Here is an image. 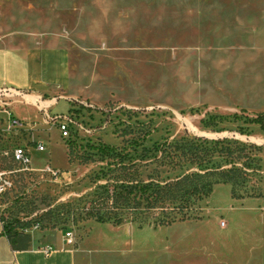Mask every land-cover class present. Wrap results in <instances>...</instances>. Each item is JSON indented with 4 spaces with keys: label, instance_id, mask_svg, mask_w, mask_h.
<instances>
[{
    "label": "rangeland",
    "instance_id": "374dc122",
    "mask_svg": "<svg viewBox=\"0 0 264 264\" xmlns=\"http://www.w3.org/2000/svg\"><path fill=\"white\" fill-rule=\"evenodd\" d=\"M0 45L62 48L71 68L67 86L42 95L67 115V137L21 97L11 110L25 125L0 124L9 236L61 241L70 230L85 264H210L208 237L214 248L223 228L264 207V126L254 121L264 115V0H0ZM176 143L188 152L179 166L168 157ZM18 146L30 170L4 154ZM185 175L186 189L155 208L117 197ZM195 186L212 193L185 194ZM167 212L177 220L155 223Z\"/></svg>",
    "mask_w": 264,
    "mask_h": 264
},
{
    "label": "crops",
    "instance_id": "0c3cea01",
    "mask_svg": "<svg viewBox=\"0 0 264 264\" xmlns=\"http://www.w3.org/2000/svg\"><path fill=\"white\" fill-rule=\"evenodd\" d=\"M70 82V60L65 49L44 46L23 49L0 45V88L20 90L24 94L21 98L37 109L49 106L52 112H56L52 109L56 105L54 102L39 106L37 102L40 100L34 101L33 97L43 100L44 93L55 94ZM250 210L255 212L251 219L236 218L222 229L223 234L217 237L214 248L208 237V246L204 250L209 253L207 259L210 264H264V207H251ZM55 235L46 237L31 231L11 237L0 220V264L86 263L84 247L68 243L65 235L59 241ZM47 244L54 246V251L48 256L41 251V247ZM195 262L193 264H206L205 260Z\"/></svg>",
    "mask_w": 264,
    "mask_h": 264
},
{
    "label": "trees",
    "instance_id": "16d2710c",
    "mask_svg": "<svg viewBox=\"0 0 264 264\" xmlns=\"http://www.w3.org/2000/svg\"><path fill=\"white\" fill-rule=\"evenodd\" d=\"M255 122L260 123L264 126V115H260L257 118L254 119ZM199 140H203L205 138L199 137ZM168 148L171 149V151L168 153V157L172 160L169 162L171 164H174V166H179L181 163L185 160H182V157H185L187 155V147L181 144H175V145H169ZM191 176L185 175L183 177H179L175 180H167L164 183L162 182H154L153 180L145 181L140 180L136 183H131L126 186V188L123 190L124 192L118 193L117 197H122L125 199H130L131 196H137V194H140V196L144 199L146 206L150 208H155L159 204H165L166 199L169 197L170 194H172L176 190H182L186 189L187 184L191 180ZM185 191V194L190 195H196L197 200H203L204 198H207L212 193V187L211 186H195L194 188H191V190ZM189 202V199L186 200ZM175 210V207H174ZM187 216L182 212L181 217L182 219ZM96 218L99 221H103L104 218L97 214ZM112 218V217H107ZM115 220L120 221L122 218L119 216H114ZM177 216L173 214L172 212H167L163 216L156 218L155 223L158 224H166L171 223L177 220Z\"/></svg>",
    "mask_w": 264,
    "mask_h": 264
},
{
    "label": "built area",
    "instance_id": "2783aa9c",
    "mask_svg": "<svg viewBox=\"0 0 264 264\" xmlns=\"http://www.w3.org/2000/svg\"><path fill=\"white\" fill-rule=\"evenodd\" d=\"M23 93L20 90L11 87H1L0 88V124H6L4 130L12 131L14 128L23 127L25 124L17 119L11 110V102L19 97H23ZM44 114V122L55 123L56 126L61 131L62 136L67 137L69 135V121L67 115L60 114L58 112H52L49 106L41 107L39 109ZM1 128V126H0ZM36 150L43 151L45 149L43 143L37 142L35 146ZM11 156L13 160L18 162L24 170H30L32 163V156L26 147L18 146L11 150V152H4L5 155ZM52 175H57V171L47 166L45 168ZM11 185L7 172L0 169V194L6 191V189ZM223 224V223H222ZM74 235L72 231H67L65 233V240L68 243H72ZM41 251L46 255H50L54 251V246L52 244H47L41 247Z\"/></svg>",
    "mask_w": 264,
    "mask_h": 264
},
{
    "label": "bare ground",
    "instance_id": "6f19581e",
    "mask_svg": "<svg viewBox=\"0 0 264 264\" xmlns=\"http://www.w3.org/2000/svg\"><path fill=\"white\" fill-rule=\"evenodd\" d=\"M33 100L34 101H38V100H40V102L42 103V104H45V103H47V101H43V100H41L39 97H37V96H34L33 97Z\"/></svg>",
    "mask_w": 264,
    "mask_h": 264
}]
</instances>
